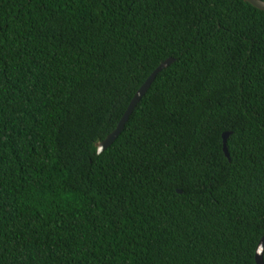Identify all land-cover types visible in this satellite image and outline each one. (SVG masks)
<instances>
[{"label":"trees","instance_id":"obj_1","mask_svg":"<svg viewBox=\"0 0 264 264\" xmlns=\"http://www.w3.org/2000/svg\"><path fill=\"white\" fill-rule=\"evenodd\" d=\"M263 234L264 11L0 0V264H256Z\"/></svg>","mask_w":264,"mask_h":264},{"label":"water","instance_id":"obj_2","mask_svg":"<svg viewBox=\"0 0 264 264\" xmlns=\"http://www.w3.org/2000/svg\"><path fill=\"white\" fill-rule=\"evenodd\" d=\"M251 4L252 6L256 7L259 10L264 11V0H244ZM173 61V58H167L161 62L154 70H152L147 78L144 80V82L141 84V86L136 90L132 98L130 99L125 111L123 112L122 116L118 120L115 128L108 133L104 139L95 142L94 146L96 148V153L100 154L103 150H105L108 146H110L113 141L117 138V136L120 134L122 131L126 121L129 118L130 113L136 106V104L140 101V99L143 97V95L146 93V91L149 89L151 83L155 79L157 73L159 71H163L164 68H166L170 63ZM229 132L224 131L222 132V150L225 155L229 159V153L226 145V140L228 137ZM263 252H264V234L260 237L258 240V243L256 245L255 249V263L256 264H264L263 261Z\"/></svg>","mask_w":264,"mask_h":264}]
</instances>
